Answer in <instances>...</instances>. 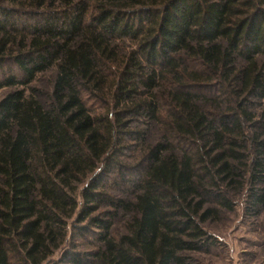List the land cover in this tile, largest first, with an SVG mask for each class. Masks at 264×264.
I'll return each instance as SVG.
<instances>
[{
  "label": "trees",
  "instance_id": "16d2710c",
  "mask_svg": "<svg viewBox=\"0 0 264 264\" xmlns=\"http://www.w3.org/2000/svg\"><path fill=\"white\" fill-rule=\"evenodd\" d=\"M0 89V264H194L264 209V0H0Z\"/></svg>",
  "mask_w": 264,
  "mask_h": 264
},
{
  "label": "rangeland",
  "instance_id": "374dc122",
  "mask_svg": "<svg viewBox=\"0 0 264 264\" xmlns=\"http://www.w3.org/2000/svg\"><path fill=\"white\" fill-rule=\"evenodd\" d=\"M36 83L43 90L48 88L44 76ZM5 91L0 89V96ZM111 189L121 194L112 186ZM207 228L217 242L208 252L195 255L194 264H264V209L254 218L244 213L243 202L237 199L232 211L213 220ZM85 248H91V244L86 241L78 243V249ZM60 256L57 251L53 261H57Z\"/></svg>",
  "mask_w": 264,
  "mask_h": 264
}]
</instances>
